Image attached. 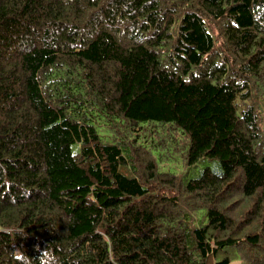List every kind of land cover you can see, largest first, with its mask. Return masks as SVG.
I'll return each instance as SVG.
<instances>
[{"label":"trees","instance_id":"16d2710c","mask_svg":"<svg viewBox=\"0 0 264 264\" xmlns=\"http://www.w3.org/2000/svg\"><path fill=\"white\" fill-rule=\"evenodd\" d=\"M0 176V264H264V0H0Z\"/></svg>","mask_w":264,"mask_h":264},{"label":"rangeland","instance_id":"374dc122","mask_svg":"<svg viewBox=\"0 0 264 264\" xmlns=\"http://www.w3.org/2000/svg\"><path fill=\"white\" fill-rule=\"evenodd\" d=\"M209 164L208 160L202 161L198 163L196 166L186 167L183 165L182 161H179V156H174L171 159L170 163H166L167 166H165V170H170L173 172H176L178 174H181L185 178H192L197 175H199L202 171V169ZM237 264V263H233Z\"/></svg>","mask_w":264,"mask_h":264},{"label":"bare ground","instance_id":"6f19581e","mask_svg":"<svg viewBox=\"0 0 264 264\" xmlns=\"http://www.w3.org/2000/svg\"><path fill=\"white\" fill-rule=\"evenodd\" d=\"M152 10V9H151ZM150 10V11H151ZM129 11V10H128ZM142 13V12H141ZM141 13H140V15H141ZM133 17V16H132ZM135 17V16H134ZM140 18V17H139ZM47 19V18H46ZM46 21V20H45ZM125 21V20H124ZM131 23V22H130ZM212 26V25H211ZM75 29V28H74ZM211 31V30H210ZM214 32V31H213ZM58 33V32H57ZM77 33V32H76ZM127 33V32H126ZM41 34V33H40ZM123 34V33H122ZM128 34V33H127ZM60 35V34H59ZM41 36V35H40ZM61 36V35H60ZM71 37V36H70ZM263 37V36H262ZM214 38V37H213ZM260 38V37H259ZM258 38V39H259ZM64 40V39H63ZM44 41V40H43ZM236 42V41H235ZM235 45V44H234ZM237 49V48H236ZM232 52V51H231ZM236 63V62H235ZM41 76V75H40ZM49 92V91H48ZM46 93V92H45ZM153 137V136H152ZM16 140V139H15ZM19 144V143H18ZM20 145V144H19ZM10 146V145H9ZM6 148V147H5ZM14 149V148H13ZM30 150V149H29ZM12 151V150H11ZM31 151V150H30ZM8 152V151H7ZM40 156V155H39ZM12 157V156H11ZM4 158V157H3ZM10 159V158H9ZM41 159V158H40ZM39 169V168H38ZM44 173V172H43ZM39 175V174H38ZM43 176V175H42ZM1 177V176H0ZM1 178H3V177H1ZM4 181V180H3ZM12 183V182H11ZM39 183V182H38ZM225 185V184H224ZM10 186V185H9ZM33 186V185H32ZM47 186V185H46ZM26 187V186H25ZM239 204V203H238ZM54 205H56V204H54ZM7 207V206H6ZM11 207V206H10ZM18 207V206H17ZM20 207V206H19ZM3 208H4V206H3ZM14 209H17V208H14ZM53 210V209H52ZM235 210H237V209H235ZM234 210V211H235ZM14 211H16V210H14ZM19 211H21V210H19ZM37 211V210H36ZM60 211V210H59ZM7 212H9V211H7ZM10 212H12V211H10ZM13 213V212H12ZM19 213V212H18ZM31 213H32V211H31ZM232 213H233V211H232ZM229 214V213H228ZM13 215H14V213H13ZM44 215V214H43ZM0 216H1V214H0ZM8 216V215H7ZM233 216V215H232ZM237 216V215H236ZM43 217V216H42ZM46 217V216H45ZM59 217V216H58ZM11 218V217H10ZM1 219V218H0ZM21 219V218H20ZM9 220H11V219H9ZM23 220V219H22ZM62 220H63V218H62ZM1 221V220H0ZM64 221V220H63ZM12 222V221H11ZM253 222V221H252ZM48 223V222H47ZM251 223V222H250ZM7 224V223H6ZM4 225V224H3ZM59 225V224H58ZM65 225H66V223H65ZM249 225H251V224H249ZM253 225V224H252ZM3 227V226H2ZM148 227V226H147ZM248 228V227H247ZM41 229V228H40ZM54 229V228H53ZM258 230V229H257ZM41 232H43V231H41ZM46 232V231H45ZM62 232V231H61ZM67 232V231H66ZM37 233V232H36ZM32 234V233H31ZM29 235V234H28ZM66 235V234H65ZM217 236V235H216ZM63 238V237H62ZM245 251V250H244Z\"/></svg>","mask_w":264,"mask_h":264}]
</instances>
